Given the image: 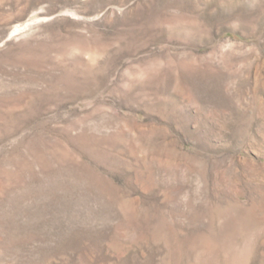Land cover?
I'll return each mask as SVG.
<instances>
[{"label": "rangeland", "instance_id": "rangeland-1", "mask_svg": "<svg viewBox=\"0 0 264 264\" xmlns=\"http://www.w3.org/2000/svg\"><path fill=\"white\" fill-rule=\"evenodd\" d=\"M0 264H264V0H0Z\"/></svg>", "mask_w": 264, "mask_h": 264}]
</instances>
